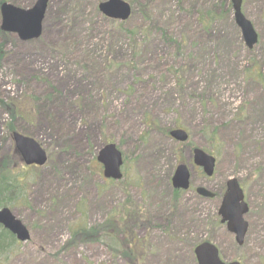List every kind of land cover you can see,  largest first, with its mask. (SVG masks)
Wrapping results in <instances>:
<instances>
[{
	"label": "rangeland",
	"instance_id": "374dc122",
	"mask_svg": "<svg viewBox=\"0 0 264 264\" xmlns=\"http://www.w3.org/2000/svg\"><path fill=\"white\" fill-rule=\"evenodd\" d=\"M105 1L49 0L40 38L0 37V161L14 149L2 101H15L16 131L48 154L44 166L13 155L5 167L16 194L6 206L29 239H8L0 264H198L204 241L227 262L264 264V0H243L258 35L251 49L231 0H125L127 21L106 18ZM177 128L187 142L170 138ZM110 142L123 154L118 180L96 159ZM195 147L216 157L212 177L193 163ZM179 162L191 189L175 194ZM230 178L249 205L242 246L218 214ZM198 186L217 196H199ZM124 208L139 210L131 233L68 245L73 229L106 224Z\"/></svg>",
	"mask_w": 264,
	"mask_h": 264
},
{
	"label": "water",
	"instance_id": "95a60500",
	"mask_svg": "<svg viewBox=\"0 0 264 264\" xmlns=\"http://www.w3.org/2000/svg\"><path fill=\"white\" fill-rule=\"evenodd\" d=\"M243 0H232L235 22L241 29L245 43L249 48L258 41V35L253 24L242 12ZM49 0H36L30 8H22L9 2H3L0 7L2 31L16 34L21 40L29 41L38 39L42 34L43 21ZM99 10L110 19L127 20L132 8L125 0H106L100 3ZM170 136L177 141L184 142L188 139V133L184 129H174ZM16 152L21 156L26 165L42 166L47 161V153L42 145L33 137L14 131L12 133ZM97 160L103 164L104 176L118 180L122 177L123 165L122 152L115 143H108L100 149ZM194 163L203 168L204 172L211 176L214 172L215 158L204 150L194 149ZM190 171L185 163L177 166L172 177V185L176 189L187 190L190 187ZM227 188L222 197L218 214L221 223L226 224L227 230L235 235L238 245H243L248 230V222L245 214L249 210L245 202L244 193L237 179L227 181ZM196 192L204 198H214L215 194L205 188L198 187ZM0 224L16 236L22 242L29 239V231L23 222L18 219L9 208H0ZM198 264H241L239 261L224 262L221 260L218 248L209 242H204L195 248Z\"/></svg>",
	"mask_w": 264,
	"mask_h": 264
},
{
	"label": "trees",
	"instance_id": "16d2710c",
	"mask_svg": "<svg viewBox=\"0 0 264 264\" xmlns=\"http://www.w3.org/2000/svg\"><path fill=\"white\" fill-rule=\"evenodd\" d=\"M3 1L4 0H0V5ZM7 35H8L7 33L1 31L0 29V37H2L4 41L6 40ZM4 43L5 42H2L0 44V59H2L4 56V50H3ZM53 96L54 95H51L47 99H52ZM1 104L5 112H7L10 117V121H8L7 123V132L8 134H10V137H11V133L14 130H16L14 123L16 122L19 116L18 106L15 103V101H12V102L2 101ZM13 155H16L15 158L17 157L20 161V157L16 154L15 150L13 149V152L9 154L8 158L4 157L3 160L0 161V172L2 170L6 172V173L3 172L2 174H0V179L3 177L9 179L7 176L8 169H5V167H9L8 161L9 159H13L14 157ZM9 184L10 186L8 187H3V186L0 187V206L2 207L6 206L7 203L13 204V202L16 200V194L13 193L14 186L11 183V179H9ZM174 192L175 194L179 193L176 190H174ZM123 210L124 212H121L120 216H115L111 218L106 224L98 225L97 227H85V226L80 225L77 228L73 229L71 231V238L67 242L68 245L70 244L79 245L80 243L91 242L93 240L98 241L100 237H103L104 235H109V236L115 235V236L121 237L124 235L123 234L124 227H126L131 233L133 231V228L131 227L128 221L131 220L133 217L138 216L139 210L135 208H130V209L124 208ZM109 225L112 226L114 229L110 230ZM8 239L10 241H14L15 237L9 231L4 229L3 227H0V249H4V246H6ZM126 251L128 253V249H126ZM126 256L128 255L126 254Z\"/></svg>",
	"mask_w": 264,
	"mask_h": 264
}]
</instances>
